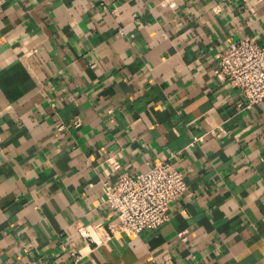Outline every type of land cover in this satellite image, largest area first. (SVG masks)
<instances>
[{
    "label": "crops",
    "instance_id": "1",
    "mask_svg": "<svg viewBox=\"0 0 264 264\" xmlns=\"http://www.w3.org/2000/svg\"><path fill=\"white\" fill-rule=\"evenodd\" d=\"M244 37L264 0H0V264H264V101L216 74ZM160 157L189 187L168 220L88 243Z\"/></svg>",
    "mask_w": 264,
    "mask_h": 264
},
{
    "label": "built area",
    "instance_id": "2",
    "mask_svg": "<svg viewBox=\"0 0 264 264\" xmlns=\"http://www.w3.org/2000/svg\"><path fill=\"white\" fill-rule=\"evenodd\" d=\"M216 74L229 79L245 97L244 105L252 107L264 101V42L255 37L232 41L222 52ZM243 104V103H242ZM80 124V119L76 121ZM116 169L118 161H110ZM188 183L182 171L166 157L156 159L143 172H121L115 184L107 186L105 204L112 210L115 222L106 230L101 224L80 228L84 239L100 243L113 237H135L161 226L169 218L172 202L184 195ZM85 253H73L71 264H83Z\"/></svg>",
    "mask_w": 264,
    "mask_h": 264
}]
</instances>
